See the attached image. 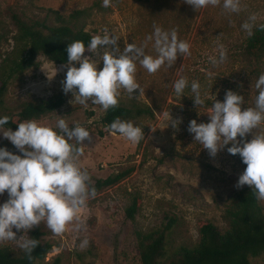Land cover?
<instances>
[{
	"label": "rangeland",
	"instance_id": "obj_1",
	"mask_svg": "<svg viewBox=\"0 0 264 264\" xmlns=\"http://www.w3.org/2000/svg\"><path fill=\"white\" fill-rule=\"evenodd\" d=\"M87 7L89 14L79 18L74 26L83 27L92 36L108 29L120 36L121 48L125 41L144 43L153 25L175 28L178 37L190 44V54L178 57L171 67L161 66L155 73H148L137 62L136 79L141 91L135 90L134 96H130L121 90L119 103L129 106L145 102L154 107L152 118L123 119L144 127L145 137L132 143L118 133L109 132L101 122L105 111L101 106L91 101L86 106L72 103V93L66 94L62 88L66 63H54L41 54L36 57L38 66L9 81L0 114H13L28 101L61 96L63 103L57 110L35 119L54 123L58 115H63L70 124L79 122L90 131L92 139L84 141L78 163L89 172L92 182L132 168L118 183L89 198L78 213L79 220L70 223L64 233H52L43 222L37 225L43 232L42 240L50 242L52 249L36 264H140L138 233L159 227L172 216L175 224L167 236L168 250L192 245L198 240L200 221H211L219 229L226 227L222 214L230 196L249 186L236 187L246 165L239 154L228 153L230 143L214 157L210 156L207 149L194 141L187 127L194 118L198 123L207 122L209 116L205 112L214 99L223 100L227 89L244 96L242 107L254 105V83L264 72V57L259 62L240 57L239 48L248 36L241 24L250 13L257 15L258 23L264 22V0H241L239 13L226 12L222 4L194 10L184 0H112L108 8L102 7V0H0V61L14 42V14L27 22L44 21L54 26L59 24L55 12L67 16L75 9ZM219 45L227 50V59L213 65L209 57L218 55ZM145 51L155 55L151 42ZM84 54L91 55L87 50ZM98 67H102V61ZM181 76L189 81L198 80L202 95L210 103L198 108L189 89L177 96L173 84ZM169 115L173 119L182 118L178 128H173L170 122L167 126ZM246 138L250 139L251 133ZM0 146L19 151L2 134ZM134 196L138 197V206L134 217L129 219L125 208ZM6 199L5 191L0 202ZM259 202L264 209V200ZM80 220L85 222L86 231L75 229ZM23 234L21 231L17 236ZM84 236L90 243L80 248ZM0 246L21 251L12 241ZM251 262L264 264V254L253 257Z\"/></svg>",
	"mask_w": 264,
	"mask_h": 264
},
{
	"label": "clouds",
	"instance_id": "obj_2",
	"mask_svg": "<svg viewBox=\"0 0 264 264\" xmlns=\"http://www.w3.org/2000/svg\"><path fill=\"white\" fill-rule=\"evenodd\" d=\"M111 3L112 0H102V7L108 8ZM184 3L194 10L222 4L226 12L241 11V0H184ZM257 21V15L250 13L241 24L249 37L254 29L264 30V23ZM119 39V35L104 29L102 34L91 36L87 45L82 40L67 44V70L62 88L66 94L72 93V103L86 106L91 101L105 111L115 108L121 90L130 96H134L135 90L141 91L136 79L137 62L148 73H155L161 66L171 67L178 57L190 54L189 42L180 39L175 28L153 25V31L140 45L125 41L121 48ZM148 42L155 55L145 51ZM86 50L91 55H85ZM226 59L227 50L223 45H219L218 55L209 57L213 65ZM101 61L102 67H98ZM173 88L177 96L189 89L198 108L206 103L198 80L189 81L181 76L174 81ZM254 88L253 106L242 107L244 96L227 89L223 100L214 99L205 112L208 121L198 123L195 118L191 119L187 130L213 157L230 143L228 153L239 154L246 165L236 187L249 185L256 190L257 198L264 200V131H259L264 128V72L255 80ZM9 120L8 115H0V134L19 151L0 146V195L7 192V199L0 202V245L15 242L25 257L31 259L39 240L30 237L28 231L43 222L52 233H64L70 223L79 220L80 209L96 194L89 172L78 163L84 141H90L92 136L85 126L75 121L70 124L63 115H58L54 123L31 118L13 121L17 124L15 130L5 127ZM181 121L182 118L173 119L169 115L167 126L170 122L173 128H178ZM108 130L132 143L145 137L144 127L132 120L116 118ZM249 133L251 138L247 139ZM74 227L83 232L87 226L80 220ZM21 231L24 234L18 237ZM89 243V238L84 236L79 247L85 248Z\"/></svg>",
	"mask_w": 264,
	"mask_h": 264
},
{
	"label": "trees",
	"instance_id": "obj_3",
	"mask_svg": "<svg viewBox=\"0 0 264 264\" xmlns=\"http://www.w3.org/2000/svg\"><path fill=\"white\" fill-rule=\"evenodd\" d=\"M145 2L146 0H138ZM89 7L75 9L67 16L56 13L58 25L50 26L44 21L27 22L13 15L16 33L11 49L0 61V104L9 81L24 70L38 66L36 57L41 54L57 64L66 63V46L73 40H82L85 45L92 34L83 27L74 26L75 22L89 14ZM264 23V22H261ZM254 34L243 40L239 55L242 59L259 62L264 57V30L254 29ZM210 103L209 100L206 101ZM63 103L61 96L35 99L20 105L5 127L13 130L25 119H35L57 110ZM155 109L145 102L132 103L129 106L118 103L115 108L104 111L101 122L108 127L116 118H137L154 116ZM132 168L94 181L96 193L108 186L115 185L126 177ZM138 206V197L134 196L125 208V215L132 219ZM222 218L226 223L219 229L211 221H200L198 240L192 245H178L168 250L167 236L175 218L168 216L165 223L147 232L138 233V253L140 264H252L253 257L264 254V209L257 198L255 189L245 186L234 192L224 208ZM42 230L35 226L29 236L39 240L31 259L22 251L17 252L10 246H0V264H36L44 260L52 249V244L42 240Z\"/></svg>",
	"mask_w": 264,
	"mask_h": 264
}]
</instances>
